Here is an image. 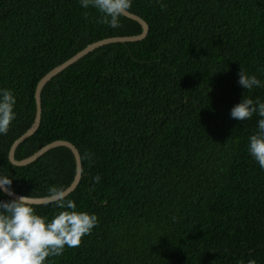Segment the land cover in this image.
I'll list each match as a JSON object with an SVG mask.
<instances>
[{
    "label": "trees",
    "instance_id": "obj_1",
    "mask_svg": "<svg viewBox=\"0 0 264 264\" xmlns=\"http://www.w3.org/2000/svg\"><path fill=\"white\" fill-rule=\"evenodd\" d=\"M130 11L148 35L99 46L54 75L38 131L15 150L21 160L73 141L82 175L66 199L98 218L46 264H264V170L248 152L261 117L230 116L243 97L264 102V0H132ZM100 20L80 0H0V89L16 98L0 176L17 193L48 196L73 179L67 146L25 165L8 153L36 118L45 74L91 43L143 31L126 15L116 29ZM240 69L261 87L242 88ZM32 205L49 219L61 210Z\"/></svg>",
    "mask_w": 264,
    "mask_h": 264
},
{
    "label": "clouds",
    "instance_id": "obj_2",
    "mask_svg": "<svg viewBox=\"0 0 264 264\" xmlns=\"http://www.w3.org/2000/svg\"><path fill=\"white\" fill-rule=\"evenodd\" d=\"M160 3V0H156ZM82 8L92 7L101 13L100 23L119 28L120 18L131 8L132 0H80ZM165 7L161 4V8ZM88 13L84 16L87 18ZM238 84L246 90L261 87V81L255 75L249 76L244 70L238 72ZM16 98L12 90L0 89V134L7 135L15 119ZM258 114V131L249 137L248 152L264 170V102L242 98L231 109V118L246 121ZM101 177H94L99 183ZM12 180L9 176H0V190L13 195ZM47 199L58 209L50 219L35 213L31 196H20L5 202L0 201V264H46L49 257L61 256L65 248L80 245L84 236L89 235L98 225L95 214L77 211L76 204L66 199L63 188L51 187ZM239 264H244L240 261ZM247 264H256L254 259Z\"/></svg>",
    "mask_w": 264,
    "mask_h": 264
},
{
    "label": "water",
    "instance_id": "obj_3",
    "mask_svg": "<svg viewBox=\"0 0 264 264\" xmlns=\"http://www.w3.org/2000/svg\"><path fill=\"white\" fill-rule=\"evenodd\" d=\"M125 15L136 20V21H138L142 25L143 31L137 35L109 37V38H105V39L96 41L94 43H91V44L87 45L86 47H84L83 49H81L80 51H77L71 57L64 60L63 63L54 67L47 74H45L38 81L36 89H35V93H34L35 104L37 106L36 118H35L32 126L13 143L11 150H9V153H8V158L13 164L25 165V164H28V163L36 160L39 156H41L46 151H49L50 149H52L54 147L64 145V146L71 148L73 150L72 152H73L74 157H75V173H74L73 179L71 180V183L69 184V186H67L64 189L66 196L69 195L72 192V190L78 185V183L81 179V175H82V164H81V157L79 154V149L73 141L61 140V139L55 140L54 142L49 143V144L45 145L44 147H42L41 149L37 150L32 155H30L24 159H21V160H17L15 158V150L17 149V147L19 146L20 143H22L24 140H26L28 137L34 135L38 131V129L41 125L42 112H43V108L41 105V91H42L43 87L45 86V84L54 75H56L57 73L62 71L67 65H69L73 61L80 59L81 57L86 55L88 52L92 51L93 49H95L99 46L109 44L110 42H116V41H121V42L138 41V40L144 39L148 35V32L150 30V25L144 18H142L141 16H139L136 13L131 12L130 10ZM11 192L13 193V195H8L7 192H4V193L13 199H17L20 196H26V195H22L20 193H17L15 191H13L12 189H11ZM49 202L50 201L47 199V196L32 197V201H31L32 204H46Z\"/></svg>",
    "mask_w": 264,
    "mask_h": 264
}]
</instances>
